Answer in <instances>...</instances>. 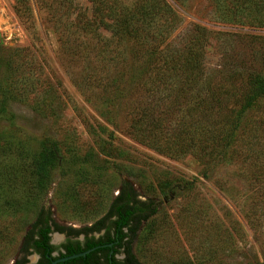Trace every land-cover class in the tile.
I'll list each match as a JSON object with an SVG mask.
<instances>
[{
	"label": "rangeland",
	"instance_id": "374dc122",
	"mask_svg": "<svg viewBox=\"0 0 264 264\" xmlns=\"http://www.w3.org/2000/svg\"><path fill=\"white\" fill-rule=\"evenodd\" d=\"M167 1L182 19L169 39L173 46L185 42L193 25L207 29L209 75L264 71V27L222 20V0ZM14 6V0H0V264L21 256L23 236L40 205L59 225L80 229L104 215L123 181L158 205L131 243L143 264H264V213L253 206L249 184L250 170L264 163V128H258L259 157L239 162L170 156L144 146L120 129L126 125L123 106L111 110L97 83L85 89L82 77L104 73L101 41L109 37L106 30L100 43L87 48L94 39L72 29L78 16L91 15L89 0L53 3L49 11L29 0L30 17L23 20ZM243 83L239 77L236 88L243 90ZM229 110L227 119L234 115ZM45 137L55 142L58 158L39 188L34 161ZM175 178L192 185L159 191L158 182ZM63 241V233L50 234L53 245ZM27 258L36 261L34 253Z\"/></svg>",
	"mask_w": 264,
	"mask_h": 264
},
{
	"label": "trees",
	"instance_id": "16d2710c",
	"mask_svg": "<svg viewBox=\"0 0 264 264\" xmlns=\"http://www.w3.org/2000/svg\"><path fill=\"white\" fill-rule=\"evenodd\" d=\"M14 1L18 17L28 19L29 0ZM73 1L37 0V4L49 11L53 3L66 5ZM89 2L91 15L78 16L72 29L94 39L87 48L100 43L106 30L109 37L101 41L103 49L100 47L104 73L94 78L88 74L82 81L86 90L94 89L95 83L101 85L111 110H121L123 106L126 125L120 129L136 142L170 156H211L218 163L245 161L248 155L259 157L258 128H264V71H230L220 73L218 79L209 75L204 64L207 29L195 24L185 42L173 46L169 39L182 19L167 0H134L131 5L120 0ZM221 4L217 16L222 20L264 27V0H222ZM107 67L112 70L109 75ZM239 77L244 80L243 90L235 86ZM228 110L234 114L231 119L226 117ZM106 119L114 129L119 128L115 119ZM245 135L249 140H243ZM55 148L51 138L42 140L34 161L39 188L45 187L46 177L57 162ZM249 173V184L256 196L252 204L264 213V163ZM188 185L192 183L175 178L161 180L157 186L165 193L172 186L186 189ZM157 210L155 199L139 198L129 181L120 184L104 215L80 229L59 225L51 210L40 205L23 236L21 256L12 264H48L57 257L91 248L94 249L84 256L56 264H143L132 254L131 243L141 223ZM232 228L240 234L236 222ZM101 230L104 232L99 237L91 235ZM54 231L65 233V242L53 245L50 234ZM80 234L84 235L83 241L75 238ZM230 236L228 233L226 239ZM32 253L38 259L29 263L27 256ZM120 253L122 259L116 257Z\"/></svg>",
	"mask_w": 264,
	"mask_h": 264
},
{
	"label": "water",
	"instance_id": "95a60500",
	"mask_svg": "<svg viewBox=\"0 0 264 264\" xmlns=\"http://www.w3.org/2000/svg\"><path fill=\"white\" fill-rule=\"evenodd\" d=\"M97 235V234H96ZM79 239H82L83 236H79L78 237ZM52 243V242H51ZM110 245V244H108ZM92 249L94 248H91V249H88V250H85V251H82V252H79V253H75V254H71V255H66V256H61V257H57L56 259H52L48 264H56L58 262H62V261H65V260H68V259H72V258H76V257H79V256H84L86 253H88L89 251H91ZM35 254V253H34ZM54 255H56V253H53ZM35 259L37 261L38 259V255L35 254ZM36 261H29V263H34Z\"/></svg>",
	"mask_w": 264,
	"mask_h": 264
},
{
	"label": "flooded vegetation",
	"instance_id": "af4514ba",
	"mask_svg": "<svg viewBox=\"0 0 264 264\" xmlns=\"http://www.w3.org/2000/svg\"><path fill=\"white\" fill-rule=\"evenodd\" d=\"M104 232V230H101L100 232H93V233H91V235H93V236H95V238H97V237H99L102 233ZM64 234V241L63 242H65V240H66V238H67V236H66V234L65 233H63ZM97 234V235H96ZM83 236V238L82 239H79L78 237L79 236ZM78 237H75L76 239H78V240H80V241H83L84 240V235L83 234H80ZM62 242V243H63ZM118 255H116V257H117ZM118 258V257H117ZM123 258V254H122V257H121V259ZM119 259V258H118Z\"/></svg>",
	"mask_w": 264,
	"mask_h": 264
},
{
	"label": "bare ground",
	"instance_id": "6f19581e",
	"mask_svg": "<svg viewBox=\"0 0 264 264\" xmlns=\"http://www.w3.org/2000/svg\"><path fill=\"white\" fill-rule=\"evenodd\" d=\"M58 238V237H57Z\"/></svg>",
	"mask_w": 264,
	"mask_h": 264
}]
</instances>
